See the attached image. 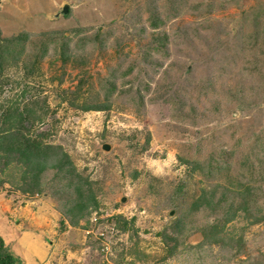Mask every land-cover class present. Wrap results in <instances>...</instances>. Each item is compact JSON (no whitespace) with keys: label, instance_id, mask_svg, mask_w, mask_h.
Masks as SVG:
<instances>
[{"label":"rangeland","instance_id":"obj_1","mask_svg":"<svg viewBox=\"0 0 264 264\" xmlns=\"http://www.w3.org/2000/svg\"><path fill=\"white\" fill-rule=\"evenodd\" d=\"M0 232L15 264H264V0H0Z\"/></svg>","mask_w":264,"mask_h":264},{"label":"trees","instance_id":"obj_2","mask_svg":"<svg viewBox=\"0 0 264 264\" xmlns=\"http://www.w3.org/2000/svg\"><path fill=\"white\" fill-rule=\"evenodd\" d=\"M97 111H102L101 109H96ZM20 143L21 144H25L24 141H21L20 140ZM30 144H31V141H30ZM27 145H25L26 147ZM34 146H29V147H26V149L24 151H22L20 154L23 155H28V158H37V156L34 155V152L33 149ZM28 149L30 150L28 152ZM16 150V149H15ZM14 150V152H15ZM17 262V259H16V256L14 255V253L7 247H5V242L4 240L0 237V264H15Z\"/></svg>","mask_w":264,"mask_h":264},{"label":"water","instance_id":"obj_3","mask_svg":"<svg viewBox=\"0 0 264 264\" xmlns=\"http://www.w3.org/2000/svg\"><path fill=\"white\" fill-rule=\"evenodd\" d=\"M64 15H66L67 13H68V7H66L65 9H64ZM105 149L106 150H110V147H107V146H105Z\"/></svg>","mask_w":264,"mask_h":264},{"label":"crops","instance_id":"obj_4","mask_svg":"<svg viewBox=\"0 0 264 264\" xmlns=\"http://www.w3.org/2000/svg\"><path fill=\"white\" fill-rule=\"evenodd\" d=\"M8 229H9V227H8ZM1 233V232H0Z\"/></svg>","mask_w":264,"mask_h":264}]
</instances>
